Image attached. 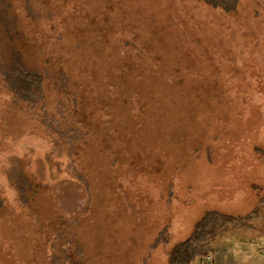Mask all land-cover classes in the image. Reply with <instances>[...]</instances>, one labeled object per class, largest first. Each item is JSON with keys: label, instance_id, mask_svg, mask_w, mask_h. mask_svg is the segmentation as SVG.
<instances>
[{"label": "rangeland", "instance_id": "rangeland-1", "mask_svg": "<svg viewBox=\"0 0 264 264\" xmlns=\"http://www.w3.org/2000/svg\"><path fill=\"white\" fill-rule=\"evenodd\" d=\"M229 1L0 0V264H166L209 211L256 228L197 264H264V0Z\"/></svg>", "mask_w": 264, "mask_h": 264}, {"label": "trees", "instance_id": "trees-1", "mask_svg": "<svg viewBox=\"0 0 264 264\" xmlns=\"http://www.w3.org/2000/svg\"><path fill=\"white\" fill-rule=\"evenodd\" d=\"M214 4H220L224 8L230 5L229 0H207ZM232 4V3H231ZM20 72L22 76L21 82L23 88L28 87L31 82L36 85L43 81V76L38 73L22 72L20 69L14 68ZM264 205V201L261 200ZM258 210H254L255 215L248 217H256ZM253 213V214H254ZM239 217H234L219 212H207L204 217L198 222L191 236L176 246L170 253L169 260L166 264H197L199 259L208 258L215 253L216 246L225 240V235L229 232L240 230L253 231L256 227L246 223ZM241 239V238H240ZM242 240V239H241Z\"/></svg>", "mask_w": 264, "mask_h": 264}, {"label": "crops", "instance_id": "crops-1", "mask_svg": "<svg viewBox=\"0 0 264 264\" xmlns=\"http://www.w3.org/2000/svg\"><path fill=\"white\" fill-rule=\"evenodd\" d=\"M239 241H242L241 243L243 244V252H249L251 255H253V247L256 244L255 242H249L248 240H241L239 239Z\"/></svg>", "mask_w": 264, "mask_h": 264}]
</instances>
